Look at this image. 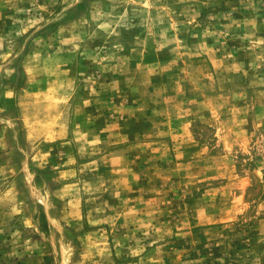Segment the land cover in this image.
I'll list each match as a JSON object with an SVG mask.
<instances>
[{
	"label": "rangeland",
	"instance_id": "rangeland-1",
	"mask_svg": "<svg viewBox=\"0 0 264 264\" xmlns=\"http://www.w3.org/2000/svg\"><path fill=\"white\" fill-rule=\"evenodd\" d=\"M0 264H264V0H0Z\"/></svg>",
	"mask_w": 264,
	"mask_h": 264
}]
</instances>
